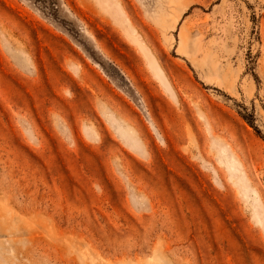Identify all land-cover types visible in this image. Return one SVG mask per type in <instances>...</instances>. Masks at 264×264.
I'll list each match as a JSON object with an SVG mask.
<instances>
[{
    "label": "rangeland",
    "instance_id": "obj_1",
    "mask_svg": "<svg viewBox=\"0 0 264 264\" xmlns=\"http://www.w3.org/2000/svg\"><path fill=\"white\" fill-rule=\"evenodd\" d=\"M0 264H264V0H0Z\"/></svg>",
    "mask_w": 264,
    "mask_h": 264
}]
</instances>
